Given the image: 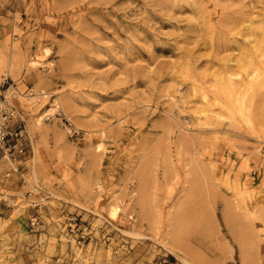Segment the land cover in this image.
Masks as SVG:
<instances>
[{
	"label": "rangeland",
	"instance_id": "374dc122",
	"mask_svg": "<svg viewBox=\"0 0 264 264\" xmlns=\"http://www.w3.org/2000/svg\"><path fill=\"white\" fill-rule=\"evenodd\" d=\"M6 76L0 264H264V0H0Z\"/></svg>",
	"mask_w": 264,
	"mask_h": 264
},
{
	"label": "built area",
	"instance_id": "2783aa9c",
	"mask_svg": "<svg viewBox=\"0 0 264 264\" xmlns=\"http://www.w3.org/2000/svg\"><path fill=\"white\" fill-rule=\"evenodd\" d=\"M10 77L0 83V160L13 161L17 151H23L25 128L15 119V111L6 104V92L10 88ZM18 166L14 169L17 171Z\"/></svg>",
	"mask_w": 264,
	"mask_h": 264
},
{
	"label": "bare ground",
	"instance_id": "6f19581e",
	"mask_svg": "<svg viewBox=\"0 0 264 264\" xmlns=\"http://www.w3.org/2000/svg\"><path fill=\"white\" fill-rule=\"evenodd\" d=\"M12 60L10 59V63H9V70H11L12 69ZM10 89V88H9ZM9 89H8V91H9ZM7 91V92H8ZM7 92H6V100H7V96H8V94H7ZM111 213H112V215L114 216V215H116V210L113 208L112 209V211H111ZM184 260V264H192L189 260H187V259H183Z\"/></svg>",
	"mask_w": 264,
	"mask_h": 264
}]
</instances>
